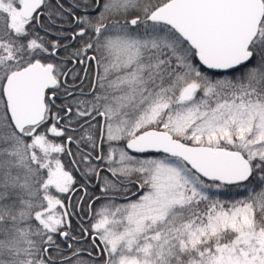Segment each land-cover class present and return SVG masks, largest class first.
Here are the masks:
<instances>
[{
  "label": "snow or ice",
  "instance_id": "6c2138e0",
  "mask_svg": "<svg viewBox=\"0 0 264 264\" xmlns=\"http://www.w3.org/2000/svg\"><path fill=\"white\" fill-rule=\"evenodd\" d=\"M69 16L79 47L50 59L62 45L38 29ZM93 63L76 96L69 64ZM65 153L108 201L102 264H264V0H0V264H101L70 242Z\"/></svg>",
  "mask_w": 264,
  "mask_h": 264
},
{
  "label": "flooded vegetation",
  "instance_id": "af4514ba",
  "mask_svg": "<svg viewBox=\"0 0 264 264\" xmlns=\"http://www.w3.org/2000/svg\"><path fill=\"white\" fill-rule=\"evenodd\" d=\"M62 2L65 4L66 7H71V0H62ZM79 2L82 3L83 0H79ZM74 11L77 14H80L82 9H74ZM42 19L46 21L47 16L42 17ZM56 27H58V28L62 27L64 35L63 36L49 35V36L52 39L58 40L60 42V44L62 45V47L59 48L57 57H52L50 59H55V60L59 61L65 55V50H64L63 45H68L69 51L74 50V49L79 47V43H78L79 37H77L76 41L72 40V34L75 30V26H74V21H72L70 16L65 18L62 26L58 25ZM69 67H75L76 71L80 77V79H77L75 81V85H72V87L75 89V95L80 96L82 92L85 94L88 93L91 90V81L93 80V78L95 76V64L93 63V66H92V68H90L88 70L87 75L82 70L83 69L82 65L69 64ZM71 81H72V77H69L68 78L69 85H71ZM49 91H51V90H49ZM64 99H65L64 97H58L57 98V104L61 103V101ZM71 101H72V97L66 98L67 103H71ZM53 110H55V109H53ZM73 112H75V108H73ZM61 115H64V113L61 112ZM97 119L102 121L103 118L98 117ZM51 123H52V121L50 120L49 125H51ZM92 123H95V121H93ZM84 127H87V125H84ZM68 134H73V135H75L76 139H79V136H80L79 126H77L75 133H73L72 130L69 129ZM50 139H52L53 141H55L57 143L66 144V149L70 150L74 154L77 152V144L76 143H70V144L67 143L66 137H50ZM61 159H62L63 164L65 165L66 170L70 171L76 180V184H74V186H73L75 191H73L69 194H65L64 199H63L66 208H68L69 212H70L69 222L71 224V233H72V235L81 238L79 240L70 241V242L74 245V247H77V248H78V245L86 244V246H87L86 249L89 251L95 252L96 257L101 261V264H102V261L106 257L100 255V251L96 246L99 245V248H103V245H100L99 240H96V244L94 245L92 243V239H93L92 232L89 233V231L87 230V232L89 234L84 235V230L87 228L88 229L91 228V225L93 223V221H92L93 220V218H92L93 209L97 205H100L102 203L107 202V200H105L102 197V194L100 192V186L97 183L95 178H93L92 181L90 183H88L87 193H86L85 189L83 187H81V185H83L85 183V178L81 175V172L76 170V165H74L72 163V160H73L72 156H69L65 153L64 155H62ZM92 163L95 164L97 162L92 161ZM80 167L82 168L83 164H80ZM130 187H131V191H133V192H135L137 189L136 185H132ZM69 196L71 197L70 200L68 198ZM96 197H101V198L96 199ZM81 198H83V199H81ZM129 199H136V196H129ZM126 202L127 201L124 199L123 196L116 197V199L114 201V203H126ZM77 205H79V208H77ZM89 205H91V208H89ZM72 208L74 209V211H72ZM71 211H72V213H71ZM57 243L62 245L63 251H66L69 254L71 253V250L67 249V245L64 243L62 238L57 237Z\"/></svg>",
  "mask_w": 264,
  "mask_h": 264
},
{
  "label": "trees",
  "instance_id": "16d2710c",
  "mask_svg": "<svg viewBox=\"0 0 264 264\" xmlns=\"http://www.w3.org/2000/svg\"><path fill=\"white\" fill-rule=\"evenodd\" d=\"M38 31H40V34L42 36H46V34L41 29H38ZM48 39H52V38H50V37L47 38V36H46V40H48ZM257 191H259V189ZM226 194H223L222 196L217 197L219 199L224 200V202L226 204H228L230 201L242 199L244 196L247 195V193L244 189H237L235 187H233L231 192H227ZM64 195H63V199H64ZM263 213H264V207H260V210L258 212H255L254 216L256 218L257 216L262 215ZM259 218H261V217H259ZM89 233H91V232L89 231ZM81 247L86 249L87 246H86V244L78 245V248H81Z\"/></svg>",
  "mask_w": 264,
  "mask_h": 264
},
{
  "label": "rangeland",
  "instance_id": "374dc122",
  "mask_svg": "<svg viewBox=\"0 0 264 264\" xmlns=\"http://www.w3.org/2000/svg\"><path fill=\"white\" fill-rule=\"evenodd\" d=\"M47 36V38H49L50 36L49 35H46ZM51 38V37H50ZM54 191V190H53ZM227 193V192H226ZM226 193H224V194H226ZM58 195H60V194H58ZM227 195V194H226ZM235 201V200H234ZM106 203H108V201L107 202H105V203H102V204H100V205H97L94 209H93V211H92V218H93V223L96 221V217H95V212H96V210L97 209H100L102 206H104ZM115 204H117V205H119V204H124V203H115ZM260 205L258 204V203H254L253 204V209H252V212H253V216H254V214H255V212H258L259 210H260ZM74 208V207H73ZM72 208V211H74V209ZM63 211V210H62ZM72 211H71V213H72ZM264 214V213H263ZM259 217H261V215H259V216H257L256 218H255V216H254V218L255 219H260ZM87 230L88 231H90V232H92L91 230V228L90 229H88L87 228ZM87 248V247H86Z\"/></svg>",
  "mask_w": 264,
  "mask_h": 264
}]
</instances>
